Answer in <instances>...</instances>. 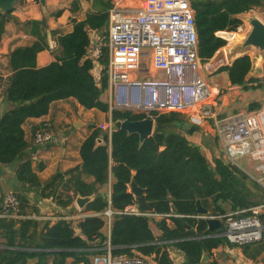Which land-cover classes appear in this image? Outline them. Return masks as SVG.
Instances as JSON below:
<instances>
[{"label": "trees", "instance_id": "trees-1", "mask_svg": "<svg viewBox=\"0 0 264 264\" xmlns=\"http://www.w3.org/2000/svg\"><path fill=\"white\" fill-rule=\"evenodd\" d=\"M260 5L261 0H192L204 67H210L219 53L231 45L226 33L236 32L243 24L238 16ZM13 12L0 13V38L4 23ZM18 24L29 29L36 40L9 55L11 75L3 97L10 108L0 123V162L6 165L17 162L28 148L23 125L29 119L48 115L52 103L75 99L86 110L110 112V105L102 100L109 89L107 49L100 61V80L94 76V63L88 57L89 31L106 34L109 12L90 14L81 22L75 20L73 31L57 39L55 61L44 67H38L37 57L49 49L45 21ZM251 70V57L243 56L232 64H219L212 74L227 73L230 84L246 92L262 89L261 80L252 76ZM259 109V104L251 106L252 111ZM111 114L114 123L147 118L118 110ZM152 117L154 131L143 146L137 134L114 129L110 135L91 126L92 132L80 148L81 166L58 173L44 184L31 161H22L16 170L21 189L14 192L21 203L19 214L25 213L29 204L22 190H36L40 197L52 198L64 208L73 205L78 196L91 197L84 208L90 215L81 219L77 227L60 220L41 230L37 222L26 220L16 227L15 220L0 218V236L6 240V249H0V264H28L31 260L37 264H48L49 260L52 264H66L70 258L74 264H91L96 254L105 253V213L109 210L113 212L109 238L113 256L139 254L152 258L155 264H174L170 253L175 249L193 264H201L203 252L210 257L208 264H221L213 258L214 250L227 246L241 247L249 259L260 257L264 253V235L253 244H232L221 236L226 226L210 233L206 219L199 217L196 207L199 197L209 216L224 217L258 206L260 195L249 187V177L225 164L221 153L211 160L186 135L170 130L184 122L181 114L153 113ZM133 179L145 190V199L153 214L160 217L158 220L147 215L121 214L136 203L129 189ZM109 187L110 192H103ZM172 205L176 213L172 212ZM260 220L264 224V214Z\"/></svg>", "mask_w": 264, "mask_h": 264}, {"label": "built area", "instance_id": "built-area-1", "mask_svg": "<svg viewBox=\"0 0 264 264\" xmlns=\"http://www.w3.org/2000/svg\"><path fill=\"white\" fill-rule=\"evenodd\" d=\"M121 4L118 1L109 11L106 34L89 33L88 57L94 70L101 71L100 61L105 49L108 52L110 112L143 114L151 119L153 113L181 114L191 127L214 134L225 164L238 168L264 187V107L226 117L218 113L212 89L202 75L192 0H143L139 8ZM242 25L236 32L226 33L228 39L242 32ZM103 129L111 135L114 122ZM53 139L47 128L34 132L36 145H48ZM250 168L257 177L248 172ZM20 205L17 195L8 192L0 218H18ZM263 208L264 205H258L216 217L226 218V230L221 236L239 246L259 242L264 235L260 220ZM121 214L156 216L142 212L137 198ZM112 215L111 210L105 213L109 230L106 247L102 249L105 253L96 254L91 264H154L139 254L112 255Z\"/></svg>", "mask_w": 264, "mask_h": 264}, {"label": "crops", "instance_id": "crops-1", "mask_svg": "<svg viewBox=\"0 0 264 264\" xmlns=\"http://www.w3.org/2000/svg\"><path fill=\"white\" fill-rule=\"evenodd\" d=\"M118 1L122 3L121 5L136 8L134 7L133 0H46L44 6L35 0H20L12 13V18L4 23V32L0 38V66L4 65L6 67V71L0 69V77L5 79L4 89H6L8 79L11 75L9 55L20 47L32 45L36 40L35 37L31 35L29 29L25 30L22 25L18 23L24 24L29 21H45L46 29L44 32L47 34L49 49L42 51L37 57L38 67H44L55 61V55L58 51L57 39L59 36L67 35L73 31L75 20L81 22L90 14L109 12ZM261 1L262 5L254 7L250 12L238 17L242 18L253 12L257 13L259 19L264 22V0ZM89 33L96 35L101 34V32L95 30H91ZM96 72H100V70L93 71L95 77L101 74V72ZM220 75H226V79L229 80L227 73H220ZM211 89L212 92L214 90L216 91V88L211 87ZM107 98L108 94L102 96L104 102L108 101ZM3 100L4 97L1 96L0 101ZM9 108L10 104L5 102V112ZM76 122H79L77 126H75ZM111 122H113L111 112L102 113L95 109L86 110L75 99L54 102L50 107L48 115L41 118L29 119L23 125L28 148L17 162L12 163L11 170L16 172L18 165L22 161L30 160L38 178L44 184L58 173H65L81 166L82 159L80 156V148L91 134V126L105 128L110 126ZM104 125L105 127H103ZM41 128H47L53 133V142L48 145L35 144L34 132ZM177 129L180 130L178 132L183 133L180 128ZM188 135L189 134H187L186 137L189 141L204 148L201 146V139L203 140V138L199 137L195 140L192 137L194 139L192 141ZM205 135L208 136V134ZM205 142L206 144L209 143V141ZM11 189L14 192L21 189V185L17 180H14L11 184L9 182L0 181V209L4 196ZM110 190L109 187V192ZM22 191L27 195L29 204L25 208V213L22 215L19 214V217L16 219H12L16 221V227H19L21 222L28 220L34 223L37 222L39 224L38 229L41 230L46 224L50 223L53 225L62 219L72 221L83 219L90 215L86 213L84 209H79L76 202L64 208L59 206L52 198L40 197L39 191ZM259 205H264V201H261ZM262 213L264 214V208ZM105 230L106 232L104 233L108 236L109 230ZM5 242L6 240L0 236L1 250L6 249ZM216 252L225 253V257L218 260L221 264H264V253L256 260H252L244 255L241 247L231 249L224 246L214 250V255ZM170 254L174 264H182L185 260L181 259L180 261L179 258H184L182 257L183 254L175 249ZM174 256L178 257V261L174 260ZM28 264H37V261L31 260ZM48 264H52V260H49ZM66 264H74V259H68Z\"/></svg>", "mask_w": 264, "mask_h": 264}, {"label": "water", "instance_id": "water-1", "mask_svg": "<svg viewBox=\"0 0 264 264\" xmlns=\"http://www.w3.org/2000/svg\"><path fill=\"white\" fill-rule=\"evenodd\" d=\"M19 1L20 0H0V13L5 14L14 11ZM40 3L44 6L46 0H41ZM247 26L248 29L246 28L245 32L230 37L233 41L232 45L221 51L219 53V58L221 59L223 64H232L236 59L240 57L249 56L246 53H252L255 55L254 58L250 56L252 60V73L254 70H256V68L258 69L259 67L258 59H260V57L264 55V22H262L257 17H253L249 19ZM233 47H235L239 51L247 52L243 53L241 56L235 57L234 59L228 60L226 58V52L229 53V51L233 49ZM5 102L6 100L0 101V123L3 119V115L5 114ZM77 124H79V122H76L75 126H77ZM154 127L155 120L151 118H146L139 121L118 120L114 123L115 130L125 131L128 135H139L140 146H143L145 141L152 136ZM178 128H180L184 134L189 135H192L193 133L199 131L196 127H191V125L185 121L183 123H180L178 125ZM101 142L102 141L100 140L99 143ZM11 168L12 164L6 165L0 162V181L9 182L11 184L14 182V180H17L16 172H13ZM129 189L130 192L137 198L139 209L144 213L153 215V209L145 199V190L141 188L134 179L129 184ZM91 201V197L78 196L75 202L77 207L83 210ZM196 207L199 217L206 219L210 233L215 234L223 229V227L225 226L223 219L209 216V211L203 207L201 199L199 197H197ZM172 212L176 213V208L173 205ZM187 228L190 229L189 226ZM209 261L210 257L205 252H203L201 264H206ZM183 264L193 263L190 260H186Z\"/></svg>", "mask_w": 264, "mask_h": 264}, {"label": "rangeland", "instance_id": "rangeland-1", "mask_svg": "<svg viewBox=\"0 0 264 264\" xmlns=\"http://www.w3.org/2000/svg\"><path fill=\"white\" fill-rule=\"evenodd\" d=\"M142 0H133L134 3V7L139 8L140 4H141ZM253 17H258L257 13H251V14H247L246 16L242 17V22H243V31L240 32L239 34L245 32V29H248V21L250 18ZM104 33H101L100 35H103ZM230 43L233 41L231 40V38H229ZM249 56H251L252 58H254V54L252 53H246ZM258 69L256 68V70H254L251 75L255 76L256 78H259L261 80L262 83V89L256 90V91H249L246 92L243 90L242 87H238V86H232L231 84H229V80L226 79V75H220V74H212L214 69L222 63L221 59L218 57L216 58V60L214 61V63L210 66V67H204V65H202V75L203 77L208 81L210 87L212 88H216V91L214 90L213 95L215 97V101L217 103L218 106V113L223 116L226 117L228 115H233V114H238V113H248L251 112V106L253 104H259L262 107H264V55L260 57V59H258ZM257 64V63H256ZM0 69L2 71H6V67L4 65L0 66ZM101 72V71H100ZM100 72H96V73H100ZM97 80H100L101 78V74L99 76L96 77ZM4 78L0 77V97L4 95V86H5V82H4ZM108 94V98H107V102L109 104L110 102V97H109V89L104 93V95ZM103 95V96H104ZM183 117V115H181ZM184 118V117H183ZM105 127V125L103 126ZM102 128V127H99ZM103 129V128H102ZM104 130V129H103ZM170 130L173 131H180L179 129H175V128H170ZM199 133V134H198ZM196 132L195 134L192 135H188L192 141L195 139L203 138V140L201 139V146L204 147L202 148V151L209 157L214 158L216 156H220L221 153V149H220V144L219 141L216 139V137L214 136L213 133H208V136L205 135L206 133L203 131H199ZM201 134V135H200ZM187 135V134H186ZM202 136V137H201ZM194 139H193V138ZM205 139V140H204ZM205 141H209V143L206 144ZM193 143V142H192ZM21 157V156H20ZM18 161V160H17ZM248 172L254 176L257 177V175L254 173L253 170H251V168L248 170ZM249 177V176H248ZM247 183L249 184V187L256 191L259 195H260V200L264 201V187L257 184L252 178L249 177V179L247 180ZM109 188H105L103 190V192H108ZM8 192H14L12 189ZM7 192V193H8ZM153 218H155L156 220H158L160 217L158 216H154ZM81 219L78 220H69L71 221L72 225L74 227H77L78 222ZM262 222V221H261ZM105 229H108L107 226ZM104 229V232H106V230ZM174 249H171V252H173ZM225 253L222 252H216L214 255V259L215 260H221V258L225 257L224 255ZM183 257V256H182ZM152 263L153 260L152 258H148ZM178 257L174 256V260H177ZM180 261L181 259L184 258H179ZM185 262V260H184ZM183 262V263H184ZM182 263V264H183ZM208 264V263H206ZM226 264V263H224Z\"/></svg>", "mask_w": 264, "mask_h": 264}, {"label": "bare ground", "instance_id": "bare-ground-1", "mask_svg": "<svg viewBox=\"0 0 264 264\" xmlns=\"http://www.w3.org/2000/svg\"><path fill=\"white\" fill-rule=\"evenodd\" d=\"M231 45H232V43H231ZM230 45V46H231ZM245 52H247V51H239V50H237L235 47H233V49H231L230 51H229V53L228 52H226V58L228 59V60H230V59H234L235 57H238V56H241L243 53H245Z\"/></svg>", "mask_w": 264, "mask_h": 264}]
</instances>
